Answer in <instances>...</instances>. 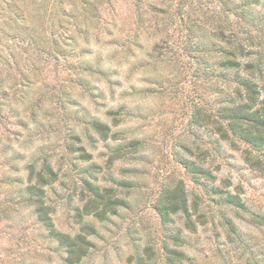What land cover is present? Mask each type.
<instances>
[{"label":"rangeland","instance_id":"374dc122","mask_svg":"<svg viewBox=\"0 0 264 264\" xmlns=\"http://www.w3.org/2000/svg\"><path fill=\"white\" fill-rule=\"evenodd\" d=\"M222 2L198 0V11L205 12L198 24H206L209 36L212 28H225L231 40L243 43L247 58L260 52L264 0L232 1L236 10ZM112 31L86 53L75 52L74 65L53 82L57 86L39 115L41 133L12 144L5 156L0 149V264H68L65 248L18 197L26 168L45 158L58 176L46 198L56 230L82 233L92 244L77 264H166V248L184 255L181 264H264V173L245 161L248 152L258 153L237 139H222L212 124L236 72L226 77L218 66L200 69L178 40L154 47L141 24ZM79 58L89 69L75 63ZM261 88L264 97V82ZM93 120L109 127L107 139L89 128ZM183 160L212 178H194ZM88 184L125 205L103 219L85 214L92 197ZM179 184L192 225L181 213L163 224L155 205L165 188ZM226 193L239 196L244 208L227 204Z\"/></svg>","mask_w":264,"mask_h":264},{"label":"trees","instance_id":"16d2710c","mask_svg":"<svg viewBox=\"0 0 264 264\" xmlns=\"http://www.w3.org/2000/svg\"><path fill=\"white\" fill-rule=\"evenodd\" d=\"M227 1L223 0L222 7L225 8ZM229 1L232 6L227 8H239L233 4L236 0ZM197 5L198 0H0V149L3 156L12 144L19 145L35 132L41 133L43 126L39 115L47 103L48 93L56 88L53 82L60 81L64 67L73 64L75 52L98 46L101 37H112V30L119 26L141 24L150 31L154 47L178 40L183 44L185 56L195 60L200 69L218 66L226 77L236 72L230 80L233 87L228 88L225 100L217 102V114H211L212 124L222 139L232 140V143L237 139L257 152H248L245 161L264 173V97L261 88L264 46L247 58L243 43L238 39L231 40L225 28H212L215 31L209 36L206 24H198L205 12H199ZM248 16L253 17L251 13H247ZM212 48L216 49L214 53ZM80 61L83 67L86 66L83 58L75 63ZM245 61L251 64H245ZM250 67L253 72L247 74L245 69ZM61 88L65 89L63 84ZM193 122L199 126L197 114H194ZM89 128L104 139L109 137V127L97 120H93ZM70 138L77 139L74 131ZM71 153L82 156L85 149L72 148ZM181 163L194 178H212L208 170L194 161L183 160ZM26 169L28 180L26 184L19 183L20 201L34 210L37 221L52 240L65 248L66 262H81L88 255L91 242L82 233L72 237L57 231L46 202L47 188L58 177L52 164L46 158L41 162L32 160ZM88 185L92 197L85 205V214L103 219L108 212L115 213L117 207L125 205L123 200L103 195L98 187ZM226 194L227 204L244 208L239 196ZM155 210L163 224L170 223L172 215L181 213L186 223L192 225L182 184L165 188ZM165 254L166 264L183 261L184 255L175 249L166 248ZM138 264H144L143 259Z\"/></svg>","mask_w":264,"mask_h":264}]
</instances>
